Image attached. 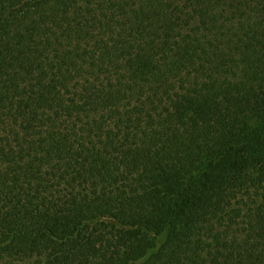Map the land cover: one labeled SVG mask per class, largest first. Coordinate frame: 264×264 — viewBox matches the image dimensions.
<instances>
[{
  "label": "trees",
  "instance_id": "obj_1",
  "mask_svg": "<svg viewBox=\"0 0 264 264\" xmlns=\"http://www.w3.org/2000/svg\"><path fill=\"white\" fill-rule=\"evenodd\" d=\"M0 264H264V0H0Z\"/></svg>",
  "mask_w": 264,
  "mask_h": 264
}]
</instances>
